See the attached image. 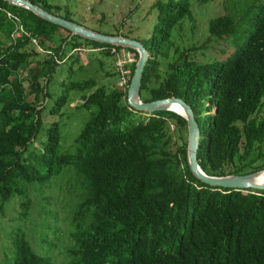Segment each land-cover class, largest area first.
Wrapping results in <instances>:
<instances>
[{"label":"trees","instance_id":"obj_1","mask_svg":"<svg viewBox=\"0 0 264 264\" xmlns=\"http://www.w3.org/2000/svg\"><path fill=\"white\" fill-rule=\"evenodd\" d=\"M30 1L76 22L47 0ZM193 1L207 6L214 0ZM224 3L225 13L210 19L207 37L225 47L222 53L232 49L225 59L195 61L193 40L191 46L176 43L174 34L195 20L192 0L156 1V22L142 42L149 53L142 100L176 97L192 106L201 128L199 164L217 177L264 169V0ZM18 24L25 31L19 37ZM82 47L101 49L94 52L115 61L113 49H123L72 35L0 0V211L18 196V218L28 217L35 191L40 214H54L37 200L38 186L63 176L62 187L49 194L58 198L55 205L64 198L62 212L69 216L64 264H264V191L201 182L188 164L187 120L128 104L136 50L124 48L136 59L126 90L117 86L119 77L111 84L74 79V72L86 69L78 56L73 63L79 67L71 64L57 82L63 66L57 60ZM98 60L105 77L118 76ZM154 79L161 81L154 86ZM68 107L88 115L73 150L62 152L64 120L74 118ZM24 236L12 233L15 264H50Z\"/></svg>","mask_w":264,"mask_h":264},{"label":"rangeland","instance_id":"obj_2","mask_svg":"<svg viewBox=\"0 0 264 264\" xmlns=\"http://www.w3.org/2000/svg\"><path fill=\"white\" fill-rule=\"evenodd\" d=\"M52 5L61 7L59 11L61 15L69 14L72 20L78 22L85 27L94 30L96 32L115 35H127L132 39L143 42L147 40L151 33V28L156 22L157 13L152 10V5L159 0H47ZM225 0H214L210 5H201L198 2L192 0V9L194 15V21L188 19L183 25V30L174 34L176 43H185L187 46H191L190 40H193L196 46L195 51L190 53V59L200 61L202 63L214 61L216 59H225L232 52V49L226 48L225 53H222L221 49L225 47L220 45L216 41H208L207 30L210 19L225 13L224 3ZM234 3V2H233ZM234 9L235 6L233 5ZM244 4H239L237 9H242ZM18 26H21L18 24ZM65 37L66 34H63ZM32 40L33 46L39 51L41 48L37 46V41ZM207 42V47L202 48ZM211 42V43H210ZM121 50L124 55L128 56L126 63L129 66L131 76V65L134 63L135 55L132 52H128L126 49ZM96 51L91 47H82L76 51H73V55L64 60L58 61L62 64V71L57 75V82H61L67 75V70L71 64L74 68L79 67V63H73L74 57H80V62L83 67H86V71L79 70L74 72L73 78L79 81L89 77L96 78L98 80L105 79V83L111 84L117 81V74L115 76L105 77L104 69H99L101 63L98 58L102 59L105 63V69L108 72L117 71L116 61L114 57H104L103 55L96 54ZM95 53V54H93ZM48 54V52L46 53ZM58 58V57H55ZM74 58V59H73ZM39 59V58H37ZM69 61V62H68ZM68 62L69 64H66ZM60 70V68H59ZM161 73L167 71V62L162 61ZM129 76V78H130ZM107 78V79H106ZM161 80L154 79L153 85L156 86ZM118 82V81H117ZM27 92H29V82H25ZM61 93V92H60ZM78 102L73 103L72 106H76ZM69 111L74 114L71 123L69 120H64L65 129L62 135L61 151L70 152L73 150L75 143V136H77V128L82 127L86 117L87 111H78L75 107H68ZM81 129V128H80ZM80 129L78 133L80 132ZM38 145V143H36ZM45 183V182H44ZM41 183V184H44ZM63 176L57 177L50 182H46L44 185L38 186L39 193L37 200L43 205V209L47 211L54 210V214L41 215L40 207L35 200L36 192L30 194L31 210L29 216L24 219L18 218L19 206L18 201L15 198L11 200L14 202L11 206V202L6 204L4 211H0V264H15L16 263V250L14 237L12 233L14 230L17 233L23 234L24 239L30 244L33 250L43 258H45L50 264H64L65 263V247L71 243L69 234V216L67 213L62 212L63 200L55 205L58 198L50 197L62 187ZM34 193V194H33ZM63 195V194H62ZM58 206V207H57ZM56 208V209H55ZM32 220V221H31ZM32 222L29 225L27 222ZM14 244V245H13Z\"/></svg>","mask_w":264,"mask_h":264},{"label":"water","instance_id":"obj_3","mask_svg":"<svg viewBox=\"0 0 264 264\" xmlns=\"http://www.w3.org/2000/svg\"><path fill=\"white\" fill-rule=\"evenodd\" d=\"M12 5L24 7L36 15L48 20L84 39L93 40L103 44L131 48L139 53V59L135 72L131 78L128 88V104L140 111L149 113L170 111L174 112L187 120L188 128V164L193 175L201 182L216 188L234 189V190H259L264 191V184L257 180V176L264 172V169L246 175H228V176H210L201 168L198 160V151L200 147L201 128L196 120L194 110L191 105L181 98H165L152 102H144L141 98V83L143 72L149 58V53L142 42L136 39L127 38L122 35H108L91 30L84 25L69 21L60 16H56L33 4L30 0H4ZM173 105L180 107V111L172 109Z\"/></svg>","mask_w":264,"mask_h":264},{"label":"built area","instance_id":"obj_4","mask_svg":"<svg viewBox=\"0 0 264 264\" xmlns=\"http://www.w3.org/2000/svg\"><path fill=\"white\" fill-rule=\"evenodd\" d=\"M16 18V17H15ZM16 20H18L16 18ZM25 33V31L23 30V27H17V30L15 32L16 36H20L21 34ZM28 36H30V34L26 33ZM36 41V40H35ZM101 49H96V51H100ZM112 53L114 55H116L117 57V61H116V68H117V73H118V82H117V86L122 89V90H126L128 83H129V76H130V70H129V66L126 63V59L128 58V56L124 55V53H122L121 50H117V49H113Z\"/></svg>","mask_w":264,"mask_h":264},{"label":"bare ground","instance_id":"obj_5","mask_svg":"<svg viewBox=\"0 0 264 264\" xmlns=\"http://www.w3.org/2000/svg\"><path fill=\"white\" fill-rule=\"evenodd\" d=\"M172 109H173V110H176V111H180V107H178L177 105H173V106H172ZM257 180H258L260 183L264 184V172L261 173V174H259V175L257 176Z\"/></svg>","mask_w":264,"mask_h":264}]
</instances>
